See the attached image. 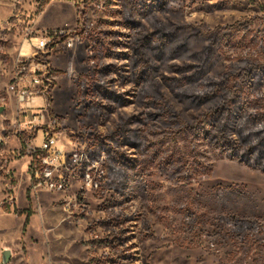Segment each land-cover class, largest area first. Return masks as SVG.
Instances as JSON below:
<instances>
[{
    "label": "rangeland",
    "instance_id": "obj_1",
    "mask_svg": "<svg viewBox=\"0 0 264 264\" xmlns=\"http://www.w3.org/2000/svg\"><path fill=\"white\" fill-rule=\"evenodd\" d=\"M111 1L114 9L123 3L89 0L80 11L76 0H51L43 9V0H0V264L6 250L9 264H106L122 252L136 260L120 264H264V172L191 129L209 108L194 105L208 83L264 64V0H170L133 35L106 23L119 20L110 16ZM238 22L250 30L234 29ZM63 30L74 32V46L65 40L51 49L47 60L58 75L49 79L50 69L37 71L49 49H37L35 39ZM140 38L149 62L142 79L134 73L144 64L134 70L127 56ZM97 83L124 100L104 99ZM25 91L31 96L22 103ZM250 100L264 107L254 93ZM46 131L83 162L78 177L89 167V149L101 153L91 162L106 174L101 190H83L81 178L64 190L34 186L23 142L39 144ZM100 134L134 138L132 150L115 142L131 162L122 165L117 155L111 173L106 152L94 148ZM235 216L249 229L233 232ZM109 218L120 227L102 226ZM120 230L131 232L128 239L107 247L105 238Z\"/></svg>",
    "mask_w": 264,
    "mask_h": 264
},
{
    "label": "trees",
    "instance_id": "obj_2",
    "mask_svg": "<svg viewBox=\"0 0 264 264\" xmlns=\"http://www.w3.org/2000/svg\"><path fill=\"white\" fill-rule=\"evenodd\" d=\"M50 1L51 0H43L41 9L47 6ZM88 1L89 0H78L76 5L79 10L81 8V4ZM168 1L170 0H122L123 3L118 9L111 8L116 5L111 1L109 3V8L112 13L110 16L119 14V20H107L106 23L129 30L133 35L134 32H137L144 24L145 20L149 17L152 18L151 16L155 10L163 11L166 8ZM247 23L248 22H238L233 27L239 31L244 28H246L245 30H250L251 26ZM72 33L74 32H68L52 44L45 56L46 60L42 62L48 65L51 77H56L58 72L52 68L51 63L47 60L50 56V51L56 44H62L65 40L72 36ZM75 33L77 35L78 31ZM209 34L211 33H208V35ZM215 34L217 35L215 36L216 39L224 37L219 28ZM162 37L169 38L170 34L163 32ZM139 41H141V38L136 39L135 44L129 46L130 51L127 56L132 58L131 68L134 70L141 64H144V70L134 73L142 79L143 75L148 73L149 62L146 60V55L142 50L147 42L139 45ZM157 46L158 45L155 44V48H153L155 51L158 49ZM158 58L162 60L164 58L163 54H160ZM34 59L35 58H29L26 62L20 63L19 68H23L24 70L27 69ZM108 67L110 69L111 66ZM99 71L100 69L97 70V72ZM263 81V63L258 66L244 69L242 72H228L223 76L221 81H211L206 87V93L204 95H196L195 100L193 99L196 102L194 105L197 107L202 108L209 106V108L205 113L198 115V117L195 118L194 125L191 127L193 135L197 138L201 137L211 147H214L231 158L239 160L242 164L252 169L261 170L262 172H264V107L259 105L253 106L252 100L250 99L254 93L257 101L262 99L264 100V92L258 90ZM96 89L103 95L104 99H108L113 102H118L122 99L124 100L125 98L119 91L110 89L100 83L96 84ZM51 90L52 86H50L49 92ZM186 97L189 98L187 95ZM90 107H95V105L89 106L88 108ZM54 117L55 118H53V120L55 121L59 119V116L57 115ZM39 130L40 128H36L34 130V138L37 137ZM25 133V131L21 133V138L25 137ZM124 136H122V140L120 139V143V141H116L115 135H97V143L94 148L100 147L102 151L106 152L108 155L106 165H108L111 173L115 172V163L113 160L117 155L120 156L122 165H127L131 162L130 155L126 152H120L118 148L115 147V142L131 150L137 147V142L134 138L131 136ZM24 141H26L25 138ZM23 145L27 147L26 142H23ZM92 151L93 148H90L88 151L89 155L87 162H94V157H96V159L101 157V153L91 155ZM119 169H122V166H120ZM233 218L236 221H239L241 227L242 225L245 226L250 223L247 220H240L238 216ZM226 219L229 221L232 217L226 216ZM101 224L104 227L111 226L114 229L120 227L118 220H114L113 218L103 220ZM130 233V231L125 230L116 232L111 231L110 236L105 238L104 243L108 244L107 247L115 245V243H120L122 240H127L128 236H130L128 234ZM134 259L135 258L128 253L122 252V254H116V257H107L106 264H120L124 261L133 262Z\"/></svg>",
    "mask_w": 264,
    "mask_h": 264
},
{
    "label": "built area",
    "instance_id": "obj_3",
    "mask_svg": "<svg viewBox=\"0 0 264 264\" xmlns=\"http://www.w3.org/2000/svg\"><path fill=\"white\" fill-rule=\"evenodd\" d=\"M78 0H76L77 2ZM67 31H55L52 33L43 32L39 37H36V48L40 51H47L52 44H54L61 36L67 34ZM66 45L71 48L74 46V39L69 37ZM57 44L55 45V47ZM48 65L40 63L38 72L40 74L47 73ZM49 69V68H48ZM47 78H52L49 75ZM36 83H41V79H35ZM44 80V79H43ZM52 86V82L50 83ZM49 86V88H50ZM48 88V93L49 92ZM31 94L23 92L21 96L22 103H25L30 98ZM43 117V115H42ZM45 118L43 117L44 121ZM37 139H34L31 144L27 145V154L32 157L31 173L33 176V182L35 187L44 185L51 190H64L68 187V184L72 178H81L85 181V188L83 190L99 191L102 189L103 184L106 182V174L98 163L88 162L89 167L83 171L80 177H78V167L81 166V160L76 154L67 155L65 150L59 147L58 136L54 132L46 131L43 133V138L39 144L34 143ZM92 165V166H90Z\"/></svg>",
    "mask_w": 264,
    "mask_h": 264
},
{
    "label": "flooded vegetation",
    "instance_id": "obj_4",
    "mask_svg": "<svg viewBox=\"0 0 264 264\" xmlns=\"http://www.w3.org/2000/svg\"><path fill=\"white\" fill-rule=\"evenodd\" d=\"M261 171V170H260ZM225 220H226V222H229L230 220H233V219H230L229 221L225 218ZM235 220V219H234ZM240 220H244L245 221V219H240ZM248 221V220H247ZM251 223V222H250ZM250 223H248L247 225H245V226H243L242 225V227H241V224L239 223V221H234L233 222V226H231L232 227V230H233V232H238L239 234L240 233H242V232H244L245 230H248L249 229V225H250Z\"/></svg>",
    "mask_w": 264,
    "mask_h": 264
},
{
    "label": "water",
    "instance_id": "obj_5",
    "mask_svg": "<svg viewBox=\"0 0 264 264\" xmlns=\"http://www.w3.org/2000/svg\"><path fill=\"white\" fill-rule=\"evenodd\" d=\"M4 110H5V107L3 106L0 107V112H3ZM11 257H12V252L10 250L4 251L3 256H2L3 264H9Z\"/></svg>",
    "mask_w": 264,
    "mask_h": 264
},
{
    "label": "crops",
    "instance_id": "obj_6",
    "mask_svg": "<svg viewBox=\"0 0 264 264\" xmlns=\"http://www.w3.org/2000/svg\"><path fill=\"white\" fill-rule=\"evenodd\" d=\"M3 256V255H2Z\"/></svg>",
    "mask_w": 264,
    "mask_h": 264
}]
</instances>
